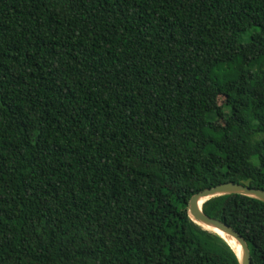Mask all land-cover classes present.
I'll use <instances>...</instances> for the list:
<instances>
[{
  "label": "trees",
  "instance_id": "trees-1",
  "mask_svg": "<svg viewBox=\"0 0 264 264\" xmlns=\"http://www.w3.org/2000/svg\"><path fill=\"white\" fill-rule=\"evenodd\" d=\"M224 182L264 190V0H0V264H240L187 209ZM203 209L264 264L263 201Z\"/></svg>",
  "mask_w": 264,
  "mask_h": 264
},
{
  "label": "water",
  "instance_id": "water-1",
  "mask_svg": "<svg viewBox=\"0 0 264 264\" xmlns=\"http://www.w3.org/2000/svg\"><path fill=\"white\" fill-rule=\"evenodd\" d=\"M242 194L250 197L257 198L264 202V190L251 187L244 183L237 182H224L214 187L206 188L195 194L189 201L188 212L192 220L204 229L214 232L223 237L232 247L230 240H235L241 246V253H238L240 264H252V256L249 244L245 237L236 230L232 225L223 222L217 218L210 217L204 212V203L214 197ZM210 227L214 230L207 229Z\"/></svg>",
  "mask_w": 264,
  "mask_h": 264
},
{
  "label": "bare ground",
  "instance_id": "bare-ground-1",
  "mask_svg": "<svg viewBox=\"0 0 264 264\" xmlns=\"http://www.w3.org/2000/svg\"><path fill=\"white\" fill-rule=\"evenodd\" d=\"M207 229H210V230H214L210 227H205ZM230 243L233 245V247L237 250L238 253H241V246L240 244H238V242H236L235 240H230Z\"/></svg>",
  "mask_w": 264,
  "mask_h": 264
},
{
  "label": "rangeland",
  "instance_id": "rangeland-1",
  "mask_svg": "<svg viewBox=\"0 0 264 264\" xmlns=\"http://www.w3.org/2000/svg\"><path fill=\"white\" fill-rule=\"evenodd\" d=\"M223 101V97L220 98V102Z\"/></svg>",
  "mask_w": 264,
  "mask_h": 264
}]
</instances>
